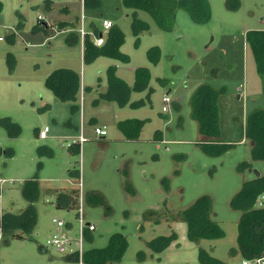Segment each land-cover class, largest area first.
Wrapping results in <instances>:
<instances>
[{
	"label": "rangeland",
	"instance_id": "rangeland-1",
	"mask_svg": "<svg viewBox=\"0 0 264 264\" xmlns=\"http://www.w3.org/2000/svg\"><path fill=\"white\" fill-rule=\"evenodd\" d=\"M207 1L211 12L207 24H194L177 9L173 30L162 32L149 15L125 8L121 0H1L0 217L18 215L27 207L20 193L24 181L36 177L41 195L31 239H12L7 246L0 242V264H78L46 246L53 219L75 222L77 211L57 210L54 197L45 193L78 188V176L70 177L69 171L78 172L85 221L95 228L86 249H102L111 236L121 234L127 248L117 264H199V248L225 264H241L239 253L230 254L237 249L240 212L229 203L242 183L264 176V161L252 159L251 143L243 133L247 115L264 110V76L257 73L245 42L246 32L264 31V0H238L234 9L228 7L235 5L232 0ZM82 12L86 32L91 22L102 32L103 19L119 29L125 40L120 51L129 57L128 64L107 57L82 62L80 39L73 45L66 42L73 27L58 31L61 24L80 28ZM134 18L148 24L138 38L133 35ZM36 26H46L47 32L35 31ZM153 47L160 50L156 65L146 57ZM111 66L129 83L135 69L146 67L150 72L146 90L131 92L124 107L100 98ZM61 68L74 70L82 84L93 89L84 92L82 104L79 97L76 104L81 109L76 113L70 102L56 100L44 86L48 75ZM200 84L220 90L219 141L231 146L216 157L197 145L201 137L190 117L188 100ZM166 94L179 101L171 102L163 113L161 99ZM81 117L87 141L81 155L71 154L67 143L77 135ZM90 118L106 126L104 139L94 135ZM5 119L17 125V137L9 138L1 123ZM126 119L145 122L138 141L120 140L115 123ZM44 127L49 129L48 139L41 140L37 133ZM243 162L251 166L241 172L238 165ZM125 173L134 195L123 186ZM91 192L100 193L106 206L87 205L85 195ZM201 197L211 200V218L224 236L195 244L187 239L186 225L169 221L168 216ZM171 233L177 239L164 252L152 254L145 246Z\"/></svg>",
	"mask_w": 264,
	"mask_h": 264
},
{
	"label": "trees",
	"instance_id": "trees-1",
	"mask_svg": "<svg viewBox=\"0 0 264 264\" xmlns=\"http://www.w3.org/2000/svg\"><path fill=\"white\" fill-rule=\"evenodd\" d=\"M228 3L230 0H227ZM235 5L228 7L236 8L238 0H232ZM122 5L133 12H145L154 21L158 29L162 32H171L174 28L175 12L177 9L184 10L194 24H207L211 19L210 7L207 0H121ZM51 1H47V5ZM2 2L0 0V12ZM67 25L61 24L58 31ZM73 26V25H71ZM46 29L43 26H36L35 31ZM133 35L138 36L148 30V24L137 18L132 22ZM98 31L95 33L98 35ZM78 41L77 34L70 33L66 42L70 45ZM11 42V41H10ZM125 40L118 28L112 26L105 36L101 47L95 46L88 36L83 41V63L90 64L98 57L115 59L122 64L129 63V57L121 53L120 49ZM245 42L250 49L257 73L264 76V31H248L245 34ZM146 57L151 65H156L160 58V50L153 47L147 50ZM133 85L129 87L116 75V67L111 66L106 70L107 90L100 94V98L106 102H115L124 107L129 104L131 92H142L146 90L150 72L147 68H137L133 72ZM164 83L163 80H159ZM44 86L49 90L54 98L60 102H70L71 112L79 110L77 106L78 96L81 87L80 76L71 69L54 70L44 81ZM89 90V89H87ZM220 90H216L207 84H200L191 93L188 105L190 117L197 125V132L201 137L197 145L203 153L216 157L224 153L231 145L222 144L220 137V120L218 110V98ZM7 129L9 138L18 136L19 128L11 123L9 119L1 122ZM145 122L138 119H126L118 121L116 128L125 141H138ZM244 137L251 143L254 161H264V110L256 109L247 115L243 128ZM39 148V150L43 149ZM71 148V147H70ZM69 149V148H68ZM78 154V150L76 152ZM2 154L0 149V155ZM250 164L243 162L238 165V170L249 169ZM125 190L127 194L134 195V191L127 183L128 174H124ZM70 177L78 176V172H70ZM57 192V193H56ZM22 198L27 202V207L18 215L5 213L0 217V242L7 246L12 239H31L32 232L37 224V213L35 204L38 202L41 189L36 177L26 180L20 187ZM45 193L55 195L54 207L57 210H76L78 190L70 189L64 192L49 191ZM264 193V176H257L251 181L242 183L240 190L230 200V208L240 212L237 222L236 250H231L230 254L239 253L242 260H251L264 256V208L255 207L259 195ZM87 205L103 206L105 204L103 196L98 192H91L85 195ZM106 209L109 210L108 207ZM211 200L208 197L197 199L191 206L178 212L176 215L168 216L169 221L184 223L187 227L188 241L198 244L202 240H219L224 236V232L219 225L211 218ZM147 219V220H146ZM145 221L151 220L144 217ZM160 220L156 219L155 224ZM86 242L92 241V233H86ZM176 234L168 236H157L145 243V246L152 254L164 252L175 240ZM127 248V243L121 234L110 237L106 247L102 249H86L83 253V264H117L121 262ZM68 262H77L73 257H65ZM143 258V255L140 256ZM199 264H225L212 257L202 248L198 249Z\"/></svg>",
	"mask_w": 264,
	"mask_h": 264
},
{
	"label": "built area",
	"instance_id": "built-area-1",
	"mask_svg": "<svg viewBox=\"0 0 264 264\" xmlns=\"http://www.w3.org/2000/svg\"><path fill=\"white\" fill-rule=\"evenodd\" d=\"M84 17L81 16V24L78 30L79 38L81 44L83 45V41L85 37L88 35L84 29L83 25ZM113 26V24L109 20H103L101 22L102 32L98 35L94 34V44L97 47H101L103 45V38L102 35L108 33L109 29ZM103 33V34H102ZM101 35V36H99ZM2 38L0 37V41ZM83 96H80V102L82 104ZM161 102L162 112L167 113L168 106L171 103V99L169 96L165 95L162 97ZM81 109V106H80ZM94 135L97 137H105L107 135L106 130L104 128L94 127L93 129ZM48 127H44L42 130L38 132V138L41 140H45L48 138ZM69 140V139H68ZM87 141L84 128H83V121L81 117L80 127L78 129L77 135L70 139L67 143V148L76 146L78 149V154L81 155L82 146ZM79 182H78V197H77V208L75 211V222L68 223L63 220H55L53 219L52 225L53 229L51 231L50 236L46 240V246L50 249L56 251V253L65 256V257H73L76 259L78 264H82L83 253L85 252L86 248V233H93L95 230L94 226L90 223L85 221L84 217V210H83V193H82V185L80 181V177L78 175ZM255 207L257 208H264V193L259 195L256 200ZM241 264H264V256L256 259L251 260H242Z\"/></svg>",
	"mask_w": 264,
	"mask_h": 264
},
{
	"label": "crops",
	"instance_id": "crops-1",
	"mask_svg": "<svg viewBox=\"0 0 264 264\" xmlns=\"http://www.w3.org/2000/svg\"><path fill=\"white\" fill-rule=\"evenodd\" d=\"M81 16H83L84 17V13L82 12V14H81ZM81 18V17H80ZM103 20H108V19H103ZM102 20V21H103ZM101 21V22H102ZM67 26H71V25H73V24H66ZM83 25H84V29H85V17H84V19H83ZM66 26V27H67ZM88 26H89V28H90V30L89 31H87V36L90 38V40H91V42L92 43H94V37H93V35L98 31L97 30V28H96V26L91 22V23H89L88 24ZM71 27H73V32H71V33H74L75 35L77 34V36H78V40L80 39L79 38V33H78V30H79V26H77V24L76 25H73V26H71ZM100 28H101V24H100ZM62 30H60V32L61 31H64L65 30V28H61ZM101 30H102V28H101ZM86 31V30H85ZM99 33L98 34H100L101 32H100V30L98 31ZM93 34V35H90V34ZM107 34V33H106ZM106 34H105V36H106ZM102 38H103V40H105V37L102 35ZM2 41V40H1ZM0 41V42H1ZM80 49H81V53H82V58H83V45L80 43ZM82 62H83V60H82ZM116 67V66H115ZM146 68V67H145ZM65 69H70V68H65ZM72 70V69H71ZM116 70H117V67H116ZM74 71V70H73ZM116 75H117V71H116ZM121 80H123L129 87H132V85H133V81H134V77H133V80H132V82L131 83H129L128 81H126V80H124L122 77H120L119 75H117ZM80 81H81V87H80V92H79V96H78V99H79V97L81 96V94H82V96L84 95V92H90V93H92L93 92V89H92V87L91 86H88V87H85L83 84H82V80H81V76H80ZM87 89H89V90H87ZM106 90H107V88H106ZM105 90V91H106ZM89 93V94H90ZM167 95V94H166ZM171 99V102L173 103V102H175V103H177L179 100L178 99H174L173 100V98H170ZM129 102H130V100H129ZM93 104H95V101L93 102ZM80 109V108H79ZM118 119V118H117ZM82 121H83V119H82ZM90 123H91V125H92V127H99V128H104L105 130H106V126L105 125H99L98 124V122H97V120L95 119V118H90L89 120H88ZM118 122V121H117ZM116 122V123H117ZM116 123H115V125H116ZM75 131L76 132H78V129L75 127ZM38 132H39V130H38ZM37 136H38V133H37ZM107 136V135H106ZM101 139H104V137H100ZM48 139V138H47ZM46 140V139H45ZM119 140V139H118ZM120 140H124L123 139V137H120ZM161 142L163 143V140H161ZM76 149H77V147L76 146H73V147H71V148H69L68 149V152L69 153H71V154H75V152H76ZM78 150V149H77ZM68 174H70V171L68 172ZM76 190H77V188H75ZM58 190V189H57ZM57 190H53V191H57ZM69 190V189H68ZM68 190H65V191H68ZM58 192H64V191H58ZM57 193V192H56ZM53 197L55 198V195H53Z\"/></svg>",
	"mask_w": 264,
	"mask_h": 264
},
{
	"label": "water",
	"instance_id": "water-1",
	"mask_svg": "<svg viewBox=\"0 0 264 264\" xmlns=\"http://www.w3.org/2000/svg\"><path fill=\"white\" fill-rule=\"evenodd\" d=\"M99 36H101V35H99Z\"/></svg>",
	"mask_w": 264,
	"mask_h": 264
}]
</instances>
